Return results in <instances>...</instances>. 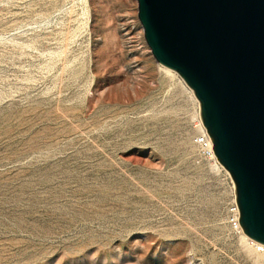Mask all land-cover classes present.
<instances>
[{
    "label": "rangeland",
    "instance_id": "1",
    "mask_svg": "<svg viewBox=\"0 0 264 264\" xmlns=\"http://www.w3.org/2000/svg\"><path fill=\"white\" fill-rule=\"evenodd\" d=\"M203 130L137 0H0V264H264Z\"/></svg>",
    "mask_w": 264,
    "mask_h": 264
},
{
    "label": "water",
    "instance_id": "2",
    "mask_svg": "<svg viewBox=\"0 0 264 264\" xmlns=\"http://www.w3.org/2000/svg\"><path fill=\"white\" fill-rule=\"evenodd\" d=\"M155 60L199 102L242 232L264 244V0H137Z\"/></svg>",
    "mask_w": 264,
    "mask_h": 264
},
{
    "label": "built area",
    "instance_id": "3",
    "mask_svg": "<svg viewBox=\"0 0 264 264\" xmlns=\"http://www.w3.org/2000/svg\"><path fill=\"white\" fill-rule=\"evenodd\" d=\"M194 141L202 149L201 150L202 153L207 158L215 159L213 151H212V144H211L210 138L206 132L202 131V132L196 134ZM231 184H233L232 181H231ZM230 211H231V215L228 219L229 226L233 232L240 235V234H242V229H241L240 224H239V220H238L239 219V213H238V208H237L235 201L232 203ZM245 240L253 248L254 251H256L258 254L264 256V244L256 242V241H254L252 239H248V238Z\"/></svg>",
    "mask_w": 264,
    "mask_h": 264
},
{
    "label": "bare ground",
    "instance_id": "4",
    "mask_svg": "<svg viewBox=\"0 0 264 264\" xmlns=\"http://www.w3.org/2000/svg\"><path fill=\"white\" fill-rule=\"evenodd\" d=\"M164 67V66H163ZM164 69L166 70V71H171L169 68H167V67H164ZM203 132H205V130H203ZM214 160V162H215V165H217L216 164V160L215 159H213ZM233 186V185H232ZM240 236L242 237V239H247L248 237L242 232V234H240ZM249 239V238H248Z\"/></svg>",
    "mask_w": 264,
    "mask_h": 264
}]
</instances>
